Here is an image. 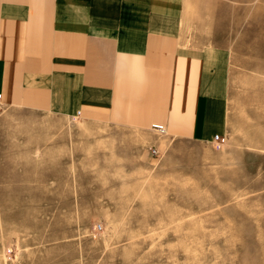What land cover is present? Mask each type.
Returning a JSON list of instances; mask_svg holds the SVG:
<instances>
[{
    "label": "rangeland",
    "instance_id": "374dc122",
    "mask_svg": "<svg viewBox=\"0 0 264 264\" xmlns=\"http://www.w3.org/2000/svg\"><path fill=\"white\" fill-rule=\"evenodd\" d=\"M182 16L226 60L223 140L0 105V264H264V0Z\"/></svg>",
    "mask_w": 264,
    "mask_h": 264
},
{
    "label": "crops",
    "instance_id": "0c3cea01",
    "mask_svg": "<svg viewBox=\"0 0 264 264\" xmlns=\"http://www.w3.org/2000/svg\"><path fill=\"white\" fill-rule=\"evenodd\" d=\"M183 0H0V105L213 143L223 53L182 36Z\"/></svg>",
    "mask_w": 264,
    "mask_h": 264
},
{
    "label": "built area",
    "instance_id": "2783aa9c",
    "mask_svg": "<svg viewBox=\"0 0 264 264\" xmlns=\"http://www.w3.org/2000/svg\"><path fill=\"white\" fill-rule=\"evenodd\" d=\"M153 130H155L156 132H158L161 135H165L166 134V131H165V129L162 126H155V127H153ZM222 140H223V136L215 135L213 137V143H218V142H220ZM151 154H152V156H157L158 152H157V150L153 149L151 151Z\"/></svg>",
    "mask_w": 264,
    "mask_h": 264
},
{
    "label": "bare ground",
    "instance_id": "6f19581e",
    "mask_svg": "<svg viewBox=\"0 0 264 264\" xmlns=\"http://www.w3.org/2000/svg\"><path fill=\"white\" fill-rule=\"evenodd\" d=\"M2 258V257H1ZM1 258H0V260H1ZM3 259V258H2ZM5 264V263H4Z\"/></svg>",
    "mask_w": 264,
    "mask_h": 264
}]
</instances>
